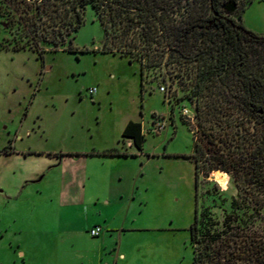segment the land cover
<instances>
[{
    "label": "rangeland",
    "instance_id": "obj_1",
    "mask_svg": "<svg viewBox=\"0 0 264 264\" xmlns=\"http://www.w3.org/2000/svg\"><path fill=\"white\" fill-rule=\"evenodd\" d=\"M53 1L57 17L67 21L68 4ZM24 3L37 17L39 0ZM81 13L80 26L55 48L39 42L40 57L9 49L18 40L15 15L0 14V264H191L188 228L200 215L216 228L228 215L244 238L264 240V193L252 177L203 171L217 159L245 160L260 124L242 110L228 115L213 92H197L194 62L162 63L139 74L136 57L101 52L104 34L93 10L86 5ZM230 17L264 36V0H236ZM252 57L246 72L264 78ZM150 113L168 114L169 124L145 135L140 153L127 148L124 124L144 129ZM204 136L211 139L206 151ZM107 149L135 156L99 154ZM73 150L92 157L60 159ZM73 166L90 177L82 203L71 202L77 189L64 185ZM90 225L99 226L97 237L89 236Z\"/></svg>",
    "mask_w": 264,
    "mask_h": 264
},
{
    "label": "trees",
    "instance_id": "obj_2",
    "mask_svg": "<svg viewBox=\"0 0 264 264\" xmlns=\"http://www.w3.org/2000/svg\"><path fill=\"white\" fill-rule=\"evenodd\" d=\"M0 1L7 6L0 14L15 15L12 22L18 40L25 38L20 43L13 40L9 46L11 51L26 49L40 57L39 42L53 48L62 43L64 36L80 26L82 9L88 5L104 34L101 52L136 57L139 74L143 68L167 62L196 63L194 87L197 92H213L222 101L219 108L228 115L242 110L260 124L259 129L255 128V134H250L255 143L245 160L217 159L215 165L203 170L204 173L249 174L264 193V78L245 70L252 56L264 69V36L245 29L230 17L236 0H193V5L187 8L180 5L184 0H64L68 4L63 11L66 16L69 12L67 21L57 17L61 11L57 10L58 4L53 0H39L40 3L33 6L35 18L29 13L31 6L24 3L25 0ZM20 2L25 7L18 8ZM194 2L198 5L194 6ZM70 38L68 51L73 49ZM120 137L129 139L136 150L141 149L144 138L138 122L127 121ZM204 138L206 151L211 146V139ZM198 148L195 145L193 152ZM99 154L128 155L115 149ZM209 155L220 157L216 151H210ZM193 162L195 172L201 171L196 157ZM216 164H219L218 168ZM216 169L220 172L213 171ZM229 220L228 215L225 216L216 228L218 224L207 215L194 218L188 228L191 264H264L262 237L253 234L244 238L242 230L232 228Z\"/></svg>",
    "mask_w": 264,
    "mask_h": 264
},
{
    "label": "crops",
    "instance_id": "obj_3",
    "mask_svg": "<svg viewBox=\"0 0 264 264\" xmlns=\"http://www.w3.org/2000/svg\"><path fill=\"white\" fill-rule=\"evenodd\" d=\"M143 138H144V136H143ZM122 141L125 142V145L127 146V148L132 147L129 139H122ZM142 144H143V142H142ZM142 144H141V147H142ZM140 150H137V151L140 153ZM123 152H125L128 155L127 156H108V157H114V158H117V157H124L125 158L126 157V158H128V157H134L135 156L134 152L125 151V150ZM87 157H92V156L87 155L85 150H73V151L66 153V156L61 157L60 159H62V160L68 159V160H71L72 162L75 163V162H78L80 160H86L85 158H87ZM73 167H74V170L75 169L76 170L73 172L74 174L73 173L71 175L69 174L68 179L64 185L67 187H70V186L74 187L75 186V188L77 190L75 191L74 195L71 196L70 201L73 203H82V201L84 200V196H83L84 183H85V180L87 179V176L89 177V175H86L85 172L81 173L82 175H80V173H77L78 172L77 167L76 166H73ZM119 179H120V177L118 178V180ZM110 183L111 182H108L109 185H110ZM79 184H80V186H82L81 191L78 190V188H77ZM80 192H82V193H80ZM94 226L99 227L98 225H93V226L90 225L88 230ZM115 251H116L117 257H121V258L123 257V254L119 251L118 247L115 248Z\"/></svg>",
    "mask_w": 264,
    "mask_h": 264
},
{
    "label": "built area",
    "instance_id": "obj_4",
    "mask_svg": "<svg viewBox=\"0 0 264 264\" xmlns=\"http://www.w3.org/2000/svg\"><path fill=\"white\" fill-rule=\"evenodd\" d=\"M94 89H88L87 94L91 95L93 93ZM189 111L185 108H182L180 111V114L183 116H187V113ZM190 117V116H188ZM169 124L168 121V114H165L164 116L150 113L149 119H148V125L143 129V127L140 125V132L143 136L148 134H156L159 133L165 126ZM99 233V227L94 226L88 230V234L91 237H96Z\"/></svg>",
    "mask_w": 264,
    "mask_h": 264
}]
</instances>
